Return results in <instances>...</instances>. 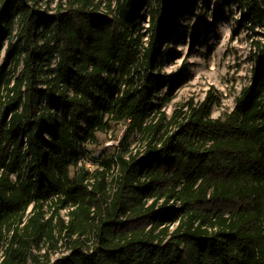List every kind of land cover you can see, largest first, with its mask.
I'll list each match as a JSON object with an SVG mask.
<instances>
[{
    "label": "trees",
    "instance_id": "1",
    "mask_svg": "<svg viewBox=\"0 0 264 264\" xmlns=\"http://www.w3.org/2000/svg\"><path fill=\"white\" fill-rule=\"evenodd\" d=\"M232 1L264 27V0ZM39 3L0 0V264L62 247V264H264V46L231 112L168 118L159 86L177 78L154 72L191 2ZM116 124L119 146L94 154Z\"/></svg>",
    "mask_w": 264,
    "mask_h": 264
},
{
    "label": "rangeland",
    "instance_id": "2",
    "mask_svg": "<svg viewBox=\"0 0 264 264\" xmlns=\"http://www.w3.org/2000/svg\"><path fill=\"white\" fill-rule=\"evenodd\" d=\"M43 8H55L60 0H40ZM191 6L177 15L169 29L167 39H163L160 50L167 51V57L160 70L155 74L168 78L175 75L177 82L169 89L168 82L159 86L158 96L168 95L170 101L162 111L171 118L176 110H187L192 102L200 105L207 102L211 107V117H224L236 106L237 97L244 87L251 83L255 67L254 53L257 51L254 42L264 46V27L251 31L246 27L243 13L237 3L223 6L222 0H188ZM145 17L149 19L145 12ZM148 19L141 20L140 28L144 32L143 40H149L145 27ZM5 49V47H4ZM3 49V51H4ZM0 61H3V52ZM126 134L123 124H116L105 134H100L98 141L90 148L94 154L100 151L113 152ZM131 149L139 146L137 138L131 137ZM93 169L92 163L87 164ZM65 214V211L61 212ZM48 254L40 256L41 264H62L61 259L69 254L61 249L46 248L41 251ZM28 264H36L29 261Z\"/></svg>",
    "mask_w": 264,
    "mask_h": 264
},
{
    "label": "built area",
    "instance_id": "3",
    "mask_svg": "<svg viewBox=\"0 0 264 264\" xmlns=\"http://www.w3.org/2000/svg\"><path fill=\"white\" fill-rule=\"evenodd\" d=\"M60 1H62V2H64V0H60ZM41 2V1H40ZM48 5H49V2L47 3ZM48 5H47V8H48V12L50 13V14H53V13H56L57 11H56V8L57 7H55V8H50V7H48ZM64 6H65V4H64ZM41 8H43V7H41ZM47 8H44V9H47ZM63 11V10H62ZM7 41H4L3 42V44L1 45V47L4 49V47L6 48L7 47ZM56 60H57V57L55 56L53 59H52V66H55V64H56ZM88 164V163H87ZM63 211H65V210H63ZM66 212V211H65ZM64 215V214H63ZM65 218H67L66 216H64Z\"/></svg>",
    "mask_w": 264,
    "mask_h": 264
}]
</instances>
